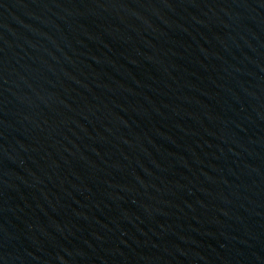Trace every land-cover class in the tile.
<instances>
[{"label":"water","instance_id":"water-1","mask_svg":"<svg viewBox=\"0 0 264 264\" xmlns=\"http://www.w3.org/2000/svg\"><path fill=\"white\" fill-rule=\"evenodd\" d=\"M0 264H264V0H0Z\"/></svg>","mask_w":264,"mask_h":264}]
</instances>
